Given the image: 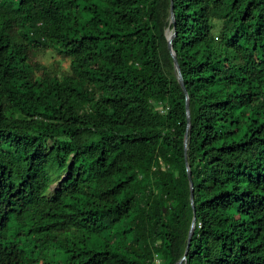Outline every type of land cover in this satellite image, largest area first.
Wrapping results in <instances>:
<instances>
[{
  "label": "trees",
  "instance_id": "16d2710c",
  "mask_svg": "<svg viewBox=\"0 0 264 264\" xmlns=\"http://www.w3.org/2000/svg\"><path fill=\"white\" fill-rule=\"evenodd\" d=\"M170 7L0 0V264H264V0H174L195 212Z\"/></svg>",
  "mask_w": 264,
  "mask_h": 264
},
{
  "label": "water",
  "instance_id": "95a60500",
  "mask_svg": "<svg viewBox=\"0 0 264 264\" xmlns=\"http://www.w3.org/2000/svg\"><path fill=\"white\" fill-rule=\"evenodd\" d=\"M176 20H175V12H174V0H171V7H170V25H173V28H168L166 31V37H167V42H168V49L170 51V54L172 56L173 59V63H174V70L176 73V78L180 84V86L182 87L185 95H186V113H187V133L185 134V160H186V169H187V174H188V178H189V182H190V188H191V203L195 212V207H194V184H193V180H192V172L190 170V165L188 162V156H187V151H188V146H189V129L191 127V111H190V101H189V96H188V91L186 89L185 86V82H184V78L182 75V71L179 65V61H178V57L177 54L173 48V40L177 35L176 32ZM195 222L196 220H193L192 226L189 230L188 233V240H187V248L185 251V255L184 257L177 262L176 264H181L183 261H186L187 259V254L189 252V247L191 244V240L194 234V229H195Z\"/></svg>",
  "mask_w": 264,
  "mask_h": 264
},
{
  "label": "rangeland",
  "instance_id": "374dc122",
  "mask_svg": "<svg viewBox=\"0 0 264 264\" xmlns=\"http://www.w3.org/2000/svg\"><path fill=\"white\" fill-rule=\"evenodd\" d=\"M35 60L49 68L54 67V64L56 62H59L60 67L59 66L56 67V69L59 70L61 68L64 70H68L70 65V60L68 58H63L55 50H48L44 52L40 51L36 54ZM57 188H58L57 184L52 185L50 192H54V190Z\"/></svg>",
  "mask_w": 264,
  "mask_h": 264
},
{
  "label": "built area",
  "instance_id": "2783aa9c",
  "mask_svg": "<svg viewBox=\"0 0 264 264\" xmlns=\"http://www.w3.org/2000/svg\"><path fill=\"white\" fill-rule=\"evenodd\" d=\"M161 110H163V108H160Z\"/></svg>",
  "mask_w": 264,
  "mask_h": 264
},
{
  "label": "bare ground",
  "instance_id": "6f19581e",
  "mask_svg": "<svg viewBox=\"0 0 264 264\" xmlns=\"http://www.w3.org/2000/svg\"><path fill=\"white\" fill-rule=\"evenodd\" d=\"M163 7V6H162Z\"/></svg>",
  "mask_w": 264,
  "mask_h": 264
}]
</instances>
